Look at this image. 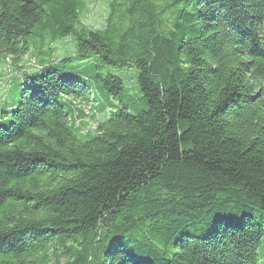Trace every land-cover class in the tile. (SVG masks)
<instances>
[{"label":"trees","instance_id":"1","mask_svg":"<svg viewBox=\"0 0 264 264\" xmlns=\"http://www.w3.org/2000/svg\"><path fill=\"white\" fill-rule=\"evenodd\" d=\"M108 8L105 29H74L73 0H0L4 64L27 55L38 24L101 65L134 67L146 103L103 109L83 134L84 79L49 65L22 76L11 113L0 105V264H258L264 0ZM118 17L128 26L113 35ZM97 70L116 99L123 81Z\"/></svg>","mask_w":264,"mask_h":264},{"label":"rangeland","instance_id":"2","mask_svg":"<svg viewBox=\"0 0 264 264\" xmlns=\"http://www.w3.org/2000/svg\"><path fill=\"white\" fill-rule=\"evenodd\" d=\"M73 2L76 10V18L73 20L74 29L80 27L92 30L105 29L106 18L109 13V0H73ZM48 9H54V6L50 5ZM113 24V35L122 33L128 26V22L122 17L116 18ZM25 42L28 53L21 57L17 64H4L3 56H0V105H6V109H8L6 114L9 115L11 108L18 103L19 92L24 85L22 76L31 75L35 72L33 70H39L40 66L43 65L53 66L63 75L80 77L89 85L90 92L85 96L88 103L75 104V106L79 105L83 111V116L78 122L83 127V134L95 128V122L103 117V109L104 112L107 110L114 111L120 104L126 107L131 114L146 109L145 99L136 84L137 72L134 67H106L101 65L96 55L78 54L72 36H54L50 29H41L38 24L33 28V35L27 37ZM95 66L98 67L97 72L115 74L123 81V90L116 99L106 96L100 90L99 83L90 77L91 70ZM73 102L72 99H68V110L71 109L70 104ZM73 117L78 119V116L75 117L74 115ZM0 124L6 127L9 124V116L3 118L0 114ZM262 225L264 228V216L262 217ZM257 256L258 264H264V235L257 250Z\"/></svg>","mask_w":264,"mask_h":264},{"label":"crops","instance_id":"3","mask_svg":"<svg viewBox=\"0 0 264 264\" xmlns=\"http://www.w3.org/2000/svg\"><path fill=\"white\" fill-rule=\"evenodd\" d=\"M16 63V62H15ZM13 64H14V62H13ZM14 66V65H13ZM32 71V70H31ZM33 71H35V70H33ZM80 106L78 105V106H74L73 107V111H74V115H75V117L76 116H78V109H81V108H79ZM78 118V117H77Z\"/></svg>","mask_w":264,"mask_h":264}]
</instances>
